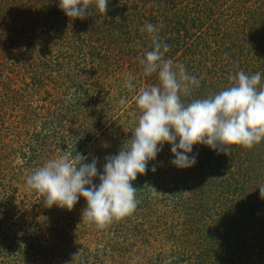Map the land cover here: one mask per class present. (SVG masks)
Segmentation results:
<instances>
[{
    "label": "rangeland",
    "instance_id": "obj_1",
    "mask_svg": "<svg viewBox=\"0 0 264 264\" xmlns=\"http://www.w3.org/2000/svg\"><path fill=\"white\" fill-rule=\"evenodd\" d=\"M58 3L0 0V264H264V139L227 153L194 144L188 168L170 163L164 143L131 182L135 211L103 228L82 219L83 197L48 207L26 186L64 155L97 157L102 174L141 114L133 96L159 83L138 59L151 35L200 81L185 104L240 71L264 83V0H108L105 14L93 0L84 19ZM148 23L158 31L141 32Z\"/></svg>",
    "mask_w": 264,
    "mask_h": 264
},
{
    "label": "clouds",
    "instance_id": "obj_2",
    "mask_svg": "<svg viewBox=\"0 0 264 264\" xmlns=\"http://www.w3.org/2000/svg\"><path fill=\"white\" fill-rule=\"evenodd\" d=\"M92 2L59 0L58 7L69 18L84 19ZM94 3L100 13L108 10V0H94ZM144 31L153 34L158 29L148 23L141 28ZM151 47L138 59L144 74L155 73L159 83L141 88L133 96L141 114L131 138L118 154L104 157L102 174L97 169L99 158L93 157L90 163H85L87 157L77 154L74 159L69 155L51 159L28 175L26 186L40 193L48 207L55 204L71 210L83 197L86 207L82 219L103 228L135 211L137 189L131 182L137 174L149 170L148 162L155 160L164 143L171 145L174 159L170 163L177 168H188L197 162V154L189 155L194 144L227 153L231 145L251 148L264 139V83L260 72L248 75L240 71L230 77L231 86L185 104L181 95H190L200 81L189 75L183 64L174 66L171 59L164 58L169 45L157 35H151ZM133 79L129 75L125 81L129 90H134ZM120 104H125L123 98ZM150 170L155 172L156 167ZM94 177H98V185L93 183ZM259 191L264 198V186H259Z\"/></svg>",
    "mask_w": 264,
    "mask_h": 264
}]
</instances>
